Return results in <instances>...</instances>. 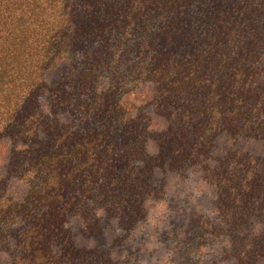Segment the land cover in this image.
I'll list each match as a JSON object with an SVG mask.
<instances>
[{"label":"trees","instance_id":"obj_1","mask_svg":"<svg viewBox=\"0 0 264 264\" xmlns=\"http://www.w3.org/2000/svg\"><path fill=\"white\" fill-rule=\"evenodd\" d=\"M185 174L264 261V0H0V264H107Z\"/></svg>","mask_w":264,"mask_h":264},{"label":"rangeland","instance_id":"obj_2","mask_svg":"<svg viewBox=\"0 0 264 264\" xmlns=\"http://www.w3.org/2000/svg\"><path fill=\"white\" fill-rule=\"evenodd\" d=\"M134 99V98H133ZM133 99L129 101L132 104ZM181 180L169 183L168 198L139 221L128 232L115 233L109 226L106 247L111 256L107 264H233L223 245L209 233L199 236V223L215 216L213 191L193 175H183ZM171 211V213H170ZM166 212V213H165ZM175 217V236L167 239L160 223ZM211 227L208 232H210ZM212 230L215 228L212 225ZM211 230V231H212ZM104 231V230H103ZM188 238V242L183 239ZM194 238V239H193ZM84 242V240H82ZM105 250L102 247L98 251ZM259 264H264L260 261Z\"/></svg>","mask_w":264,"mask_h":264}]
</instances>
